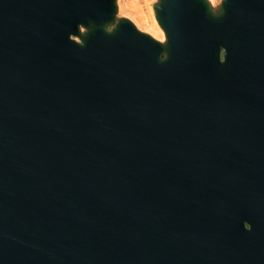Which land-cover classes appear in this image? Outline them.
Listing matches in <instances>:
<instances>
[{
	"label": "water",
	"instance_id": "obj_1",
	"mask_svg": "<svg viewBox=\"0 0 264 264\" xmlns=\"http://www.w3.org/2000/svg\"><path fill=\"white\" fill-rule=\"evenodd\" d=\"M0 0V264H264V0Z\"/></svg>",
	"mask_w": 264,
	"mask_h": 264
},
{
	"label": "rangeland",
	"instance_id": "obj_2",
	"mask_svg": "<svg viewBox=\"0 0 264 264\" xmlns=\"http://www.w3.org/2000/svg\"><path fill=\"white\" fill-rule=\"evenodd\" d=\"M156 1L157 0H118V16L128 18L136 25L139 30L148 33L152 37H154L151 32L147 30V27L153 18L154 20H156L153 10V5L156 3ZM209 1L212 3L213 6H216L221 2V0ZM155 22L157 23V21Z\"/></svg>",
	"mask_w": 264,
	"mask_h": 264
},
{
	"label": "bare ground",
	"instance_id": "obj_3",
	"mask_svg": "<svg viewBox=\"0 0 264 264\" xmlns=\"http://www.w3.org/2000/svg\"><path fill=\"white\" fill-rule=\"evenodd\" d=\"M154 18L151 20L149 23L147 30L151 32V34L158 40L163 41L164 40V35L163 32L161 31V28L157 25L155 22Z\"/></svg>",
	"mask_w": 264,
	"mask_h": 264
}]
</instances>
